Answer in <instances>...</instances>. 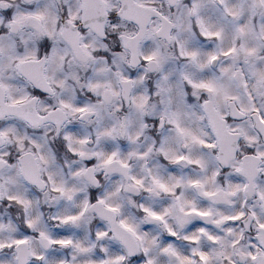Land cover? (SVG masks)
<instances>
[{"label": "clouds", "instance_id": "9594fccd", "mask_svg": "<svg viewBox=\"0 0 264 264\" xmlns=\"http://www.w3.org/2000/svg\"><path fill=\"white\" fill-rule=\"evenodd\" d=\"M0 264H264V0H0Z\"/></svg>", "mask_w": 264, "mask_h": 264}, {"label": "snow or ice", "instance_id": "6c2138e0", "mask_svg": "<svg viewBox=\"0 0 264 264\" xmlns=\"http://www.w3.org/2000/svg\"><path fill=\"white\" fill-rule=\"evenodd\" d=\"M153 215H157V214L153 213Z\"/></svg>", "mask_w": 264, "mask_h": 264}]
</instances>
